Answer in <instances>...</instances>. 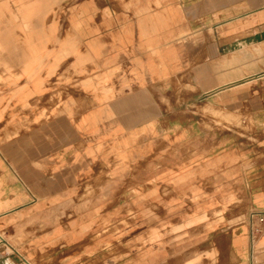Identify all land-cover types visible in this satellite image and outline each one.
Returning a JSON list of instances; mask_svg holds the SVG:
<instances>
[{"label": "crops", "instance_id": "1", "mask_svg": "<svg viewBox=\"0 0 264 264\" xmlns=\"http://www.w3.org/2000/svg\"><path fill=\"white\" fill-rule=\"evenodd\" d=\"M252 210L264 0H0V264H264Z\"/></svg>", "mask_w": 264, "mask_h": 264}, {"label": "built area", "instance_id": "2", "mask_svg": "<svg viewBox=\"0 0 264 264\" xmlns=\"http://www.w3.org/2000/svg\"><path fill=\"white\" fill-rule=\"evenodd\" d=\"M247 229L250 255L251 258H253L256 251L257 242L264 234V211L252 210L249 212L247 217ZM4 244H7L6 239L4 238L3 234L0 233V245ZM12 252H15L20 257L21 264H32L29 262V259L20 255L15 249H12Z\"/></svg>", "mask_w": 264, "mask_h": 264}, {"label": "rangeland", "instance_id": "3", "mask_svg": "<svg viewBox=\"0 0 264 264\" xmlns=\"http://www.w3.org/2000/svg\"><path fill=\"white\" fill-rule=\"evenodd\" d=\"M109 189H110V193H109L110 197H116L115 194H116L117 187H109ZM125 189H126V191H128V193L131 194L133 191H135L136 188H134L133 186H128V187H125ZM189 236H190V243L193 240L195 241V239L197 238L196 234H190ZM195 246H196V244L194 243V244H192L191 247H195ZM6 249H8V248L6 247ZM8 250L11 251L10 249H8ZM19 261H20V264H21V259H19ZM29 262L32 263L31 261H29Z\"/></svg>", "mask_w": 264, "mask_h": 264}, {"label": "bare ground", "instance_id": "4", "mask_svg": "<svg viewBox=\"0 0 264 264\" xmlns=\"http://www.w3.org/2000/svg\"><path fill=\"white\" fill-rule=\"evenodd\" d=\"M219 178V177H218Z\"/></svg>", "mask_w": 264, "mask_h": 264}]
</instances>
